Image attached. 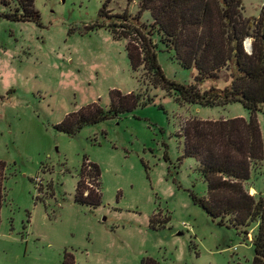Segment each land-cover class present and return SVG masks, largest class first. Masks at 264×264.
Returning <instances> with one entry per match:
<instances>
[{
	"label": "rangeland",
	"instance_id": "1",
	"mask_svg": "<svg viewBox=\"0 0 264 264\" xmlns=\"http://www.w3.org/2000/svg\"><path fill=\"white\" fill-rule=\"evenodd\" d=\"M3 1L9 7L0 0V161L6 164L0 264H62L65 253L74 264H252V246L240 230L220 225L192 200L191 194L205 197L207 186L196 161L184 157L182 137L190 119L248 120V111L238 103L178 105L171 93L153 88L143 69L132 71L125 40L90 29L105 0H35L40 24L7 19L15 0ZM109 1L112 15H137L139 0ZM241 2L245 18H257L264 6V0ZM140 21L151 24L150 12ZM157 60L167 79L195 84L196 70L180 67L161 45ZM230 80L223 70L198 88L223 89ZM114 90L152 103L73 135L57 129L87 105L108 108ZM257 121L264 147V107ZM84 160L101 172L97 207L74 200ZM245 186L255 197L264 192V162ZM154 216L163 221L156 228Z\"/></svg>",
	"mask_w": 264,
	"mask_h": 264
},
{
	"label": "trees",
	"instance_id": "2",
	"mask_svg": "<svg viewBox=\"0 0 264 264\" xmlns=\"http://www.w3.org/2000/svg\"><path fill=\"white\" fill-rule=\"evenodd\" d=\"M35 0H15L14 10L4 16L12 21L40 24ZM9 7V3L2 0ZM110 1L99 10L91 30L105 28L116 40L126 41V53L133 72L143 69L153 87L171 93L178 105L226 107L238 103L250 118L228 120L190 119L184 123L183 155L192 158L207 186L205 197L192 200L220 225L229 222L239 229L253 249L252 264H264V193L250 195L245 184L261 175L264 147L257 113L264 107V6L257 18L243 17L241 0H139L136 16L124 12L112 15ZM150 12L152 23L140 21ZM251 41V52L245 47ZM161 45L173 53L183 69H195V84H179L166 78L157 60ZM229 72L230 84L200 91L198 86L218 80ZM108 108L96 103L69 114L57 129L73 135L85 126L117 119L152 99L139 93L111 91ZM6 164L0 161V210L5 201L3 182ZM101 172L98 165L84 160L75 188V202L97 207L101 204ZM93 182L94 190L88 183ZM163 221L152 217L156 228ZM251 234V238L248 236ZM62 264H74L65 253ZM142 264H155L145 259Z\"/></svg>",
	"mask_w": 264,
	"mask_h": 264
},
{
	"label": "water",
	"instance_id": "3",
	"mask_svg": "<svg viewBox=\"0 0 264 264\" xmlns=\"http://www.w3.org/2000/svg\"><path fill=\"white\" fill-rule=\"evenodd\" d=\"M245 47L248 52H251V41L249 39L245 41Z\"/></svg>",
	"mask_w": 264,
	"mask_h": 264
},
{
	"label": "crops",
	"instance_id": "4",
	"mask_svg": "<svg viewBox=\"0 0 264 264\" xmlns=\"http://www.w3.org/2000/svg\"><path fill=\"white\" fill-rule=\"evenodd\" d=\"M251 192L253 191L255 193V190L253 188L250 189ZM264 193V192H263ZM263 193H259V195H262ZM258 194V193H257Z\"/></svg>",
	"mask_w": 264,
	"mask_h": 264
}]
</instances>
